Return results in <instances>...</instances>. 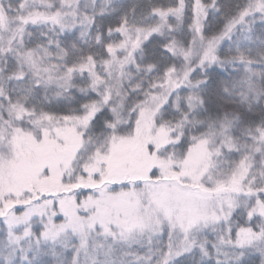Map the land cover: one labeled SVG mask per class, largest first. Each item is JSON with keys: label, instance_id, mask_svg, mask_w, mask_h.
I'll use <instances>...</instances> for the list:
<instances>
[{"label": "snow or ice", "instance_id": "1", "mask_svg": "<svg viewBox=\"0 0 264 264\" xmlns=\"http://www.w3.org/2000/svg\"><path fill=\"white\" fill-rule=\"evenodd\" d=\"M0 264H264V0H0Z\"/></svg>", "mask_w": 264, "mask_h": 264}]
</instances>
